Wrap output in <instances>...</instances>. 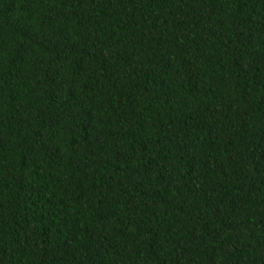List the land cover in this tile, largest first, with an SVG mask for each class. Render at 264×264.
I'll use <instances>...</instances> for the list:
<instances>
[{
    "label": "trees",
    "instance_id": "1",
    "mask_svg": "<svg viewBox=\"0 0 264 264\" xmlns=\"http://www.w3.org/2000/svg\"><path fill=\"white\" fill-rule=\"evenodd\" d=\"M0 264H264V0H0Z\"/></svg>",
    "mask_w": 264,
    "mask_h": 264
}]
</instances>
